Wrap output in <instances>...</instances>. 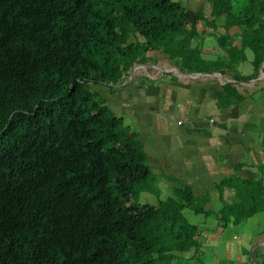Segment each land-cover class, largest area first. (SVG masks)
Returning <instances> with one entry per match:
<instances>
[{
    "label": "trees",
    "instance_id": "obj_1",
    "mask_svg": "<svg viewBox=\"0 0 264 264\" xmlns=\"http://www.w3.org/2000/svg\"><path fill=\"white\" fill-rule=\"evenodd\" d=\"M208 3L196 12L173 0H0V264H199L201 232L186 211L221 212L224 227L264 211L263 181L248 180L219 186L235 190L219 212L187 185L141 203L157 176L103 94L159 56L188 74L259 78L264 0ZM223 17L236 34L214 26ZM212 34L225 56L203 53ZM246 53L249 76L237 71ZM245 99L228 84L221 106Z\"/></svg>",
    "mask_w": 264,
    "mask_h": 264
},
{
    "label": "crops",
    "instance_id": "obj_2",
    "mask_svg": "<svg viewBox=\"0 0 264 264\" xmlns=\"http://www.w3.org/2000/svg\"><path fill=\"white\" fill-rule=\"evenodd\" d=\"M214 26L231 35L238 32L234 27L223 25L222 20ZM216 35L206 37L203 45V53L213 59L225 56L218 47ZM158 58L157 64L144 65L148 70L139 74L136 71H141L144 66L137 69L133 77L130 75L128 84L121 86L117 94L119 99L115 100L117 106L124 109V112L119 109V116L131 119L130 126L143 144L148 163L157 176L158 189L164 190L161 195L170 197L180 185H187L197 198H211L207 210L219 212L226 199L230 201L232 196L235 197V190L228 188L230 183L226 184L224 194H219V186L224 181H263L264 185V132L255 126L264 130L262 67L259 78L252 81H235L220 71L210 72L213 75L190 74L195 78H189L173 68L166 57ZM252 60V55L246 53V60L237 65V71L243 76L251 75ZM135 79L139 81L138 85H135ZM228 84L236 86L246 99L231 106H221V96ZM127 89L129 98L123 95ZM256 119L259 122H255ZM256 132L259 133L254 136ZM228 191L231 196L228 193L230 197L225 198ZM261 214L264 215V211L239 224L245 227L244 231L250 232L247 233L249 241L236 235L229 240L236 244V253L242 258L238 264H264V227L246 226ZM198 228L201 230L200 226ZM224 233L221 227L213 233L210 227L202 230L200 245L203 253L207 245L216 240L219 242ZM242 239L243 244H238L237 241ZM247 247L252 249L253 261L249 259ZM201 261L202 258L199 264Z\"/></svg>",
    "mask_w": 264,
    "mask_h": 264
},
{
    "label": "rangeland",
    "instance_id": "obj_3",
    "mask_svg": "<svg viewBox=\"0 0 264 264\" xmlns=\"http://www.w3.org/2000/svg\"><path fill=\"white\" fill-rule=\"evenodd\" d=\"M173 1L181 2L184 6L190 8V9H193L195 11L201 10L203 7H206L205 10L210 9V4L208 3V0H173ZM242 1L243 0H236V5L239 6L242 3ZM221 20L223 22V25L227 24V27H229V24H228L229 19L227 17H223V18L219 19L218 21H221ZM140 70L141 71H136V73L139 74L140 72L147 71L148 68L146 66H144ZM136 79H135V81H137ZM125 83H127V81ZM150 83L151 84H153V83L157 84L158 82H150ZM138 84H139V81H137L135 83V85H138ZM93 88L101 90V88H99V87L94 86ZM128 93H129V89L124 91L123 95L125 97H128ZM103 94L106 95V97L108 98L109 105H110L111 109L113 110V112L117 116H119V113H120L119 109H122V111L124 112V109L121 107H118L117 101H115V100L119 99L118 95L117 96L107 95L108 93L106 92V90H103ZM127 100H129V99H127ZM114 103H116V104H114ZM118 103H119V101H118ZM253 120H255V119H253ZM124 121H125V124L132 126V122H131V119L129 117L125 116ZM255 122H259V120L256 119ZM206 123L208 126H212L209 124V122H206ZM255 126L264 132V130L260 126H258L257 124ZM258 133L259 132H256L254 134V136H256ZM239 182H240V180H235L236 184H239ZM155 189H157L155 194L150 193V194L142 195L140 202L141 203H149L151 205H157L158 204L157 201L158 202L163 201L167 198V197L161 195L162 191H164V190L158 189V186L156 183H155ZM228 193L230 194V192L228 191L225 195V198H229L231 196V194L229 196ZM226 201L229 203H233V202H235V197L232 196L230 198V201H229V199L228 200L226 199ZM223 206H224V203L221 204L220 208H222ZM222 215H223V213L220 212V213H216L215 215H212L209 218H206V217H204V215H196L190 210L185 212V216L191 224H194L196 226L201 227V230H198V232H201L199 239H201L202 230H206V229H208V227H210L211 233L218 232V228H220V227H221V230L223 232H225L224 236L219 238V242L217 240L213 241L211 239L213 241V243L206 246L205 251H207V253L205 254V251H204V253L201 255V257H202L201 264H238L240 262V260L242 259L241 257L238 256V253H236L237 252L236 244L229 242V240H231L236 235V236L243 237V239L246 241H249V238H247V236L250 232L244 231L245 227L242 225H238V226L235 225L234 226V224H228L226 227H224L219 222ZM219 224H221V225H219ZM246 226H248L250 228L256 227L258 229L263 228L264 227V215H262V214L259 215L258 217H256V220L254 222H249ZM216 238H218V237H216ZM243 239H242V241H237L238 244H243ZM226 245H227V247H226ZM244 246L246 247V245H244ZM245 249H248L250 251L249 252V259L251 258V261H253V256H251L252 249L249 247H247ZM244 253H246V252H244ZM256 256H257V254H255V257Z\"/></svg>",
    "mask_w": 264,
    "mask_h": 264
},
{
    "label": "water",
    "instance_id": "obj_4",
    "mask_svg": "<svg viewBox=\"0 0 264 264\" xmlns=\"http://www.w3.org/2000/svg\"><path fill=\"white\" fill-rule=\"evenodd\" d=\"M141 67H143V65H140V66H137V67H135L134 69H133V71H132V73H131V77H133L134 76V72L137 70V69H139V68H141ZM262 72L264 73V66H262ZM181 73V72H180ZM214 73H206V74H201V76H203V75H213ZM185 75L187 76V77H189V78H195V75H190V74H186L185 73ZM127 85V83H125L124 84V86H126Z\"/></svg>",
    "mask_w": 264,
    "mask_h": 264
},
{
    "label": "flooded vegetation",
    "instance_id": "obj_5",
    "mask_svg": "<svg viewBox=\"0 0 264 264\" xmlns=\"http://www.w3.org/2000/svg\"><path fill=\"white\" fill-rule=\"evenodd\" d=\"M117 94H118V93H117ZM117 94H116V95H117Z\"/></svg>",
    "mask_w": 264,
    "mask_h": 264
},
{
    "label": "clouds",
    "instance_id": "obj_6",
    "mask_svg": "<svg viewBox=\"0 0 264 264\" xmlns=\"http://www.w3.org/2000/svg\"><path fill=\"white\" fill-rule=\"evenodd\" d=\"M144 66V65H143Z\"/></svg>",
    "mask_w": 264,
    "mask_h": 264
}]
</instances>
